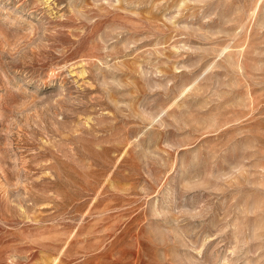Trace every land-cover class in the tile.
Here are the masks:
<instances>
[{
    "label": "rangeland",
    "instance_id": "374dc122",
    "mask_svg": "<svg viewBox=\"0 0 264 264\" xmlns=\"http://www.w3.org/2000/svg\"><path fill=\"white\" fill-rule=\"evenodd\" d=\"M0 264H264V0H0Z\"/></svg>",
    "mask_w": 264,
    "mask_h": 264
}]
</instances>
